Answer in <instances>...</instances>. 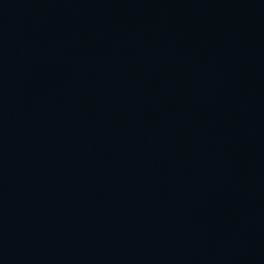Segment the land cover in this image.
Listing matches in <instances>:
<instances>
[{"label": "water", "instance_id": "1", "mask_svg": "<svg viewBox=\"0 0 264 264\" xmlns=\"http://www.w3.org/2000/svg\"><path fill=\"white\" fill-rule=\"evenodd\" d=\"M0 264H264V0H0Z\"/></svg>", "mask_w": 264, "mask_h": 264}]
</instances>
